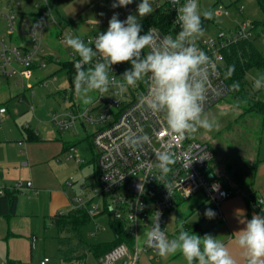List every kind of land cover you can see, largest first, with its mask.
<instances>
[{"label":"rangeland","instance_id":"rangeland-1","mask_svg":"<svg viewBox=\"0 0 264 264\" xmlns=\"http://www.w3.org/2000/svg\"><path fill=\"white\" fill-rule=\"evenodd\" d=\"M29 1L31 0H21L19 6L12 4V7L15 10H39L30 6ZM6 2L7 0L0 2V11L8 9ZM113 2L114 0H47L53 16L61 18L58 22L60 26H71L75 32L74 36L80 38L105 32L108 25L102 24L101 20L105 18L109 21L114 13H121L120 20L126 19L129 14L138 15L136 9L139 0H133L130 5L115 9L112 8ZM198 3L201 13H213L211 19L204 20L202 16L203 36H216L219 31L230 33L237 24L245 23L251 29V40L264 56V33H260L262 27L259 24L264 21V10L259 0H198ZM217 4L227 9L228 14L218 13ZM146 17L141 19L142 24ZM27 18L33 22H48V17L31 15L25 17ZM17 26L22 28V20L18 21ZM58 34L59 29L55 26L47 27L43 32L45 50L53 55V59L47 60L45 67H34L28 77L0 74V105L7 108L6 116L0 123V187L6 189L16 182L30 181L37 191L36 194L29 195L20 192L15 213L11 216L0 215L1 264H8L11 260L17 264H39L45 256L49 257L47 264H68L59 255L57 242L58 235L68 236L62 232L58 233L55 228L49 201L51 196L56 197L59 193L61 197L71 200L75 197L85 199L87 188L94 185L97 167L92 133L97 126L87 122L85 130H59L50 115L55 111L62 113L67 107L62 92L59 91L63 88L71 92L73 100L81 109L86 106L75 91L76 73L61 65L69 60V55L67 48L59 41ZM0 36L8 40L5 22L1 16ZM18 37L25 41V36L14 33L11 42H18ZM124 67L125 70L130 69L131 64L126 62ZM260 74L264 72L258 68L249 69L245 74V88L239 87L237 91L229 92L206 110L209 118L218 123V127H214L212 131L198 129L195 132H187L190 139L206 142L211 148L213 157L208 163V171L214 173L219 182L229 180L241 186L242 193H238L241 196L248 195L254 189L264 197V113L257 110V101L264 102V88L257 90L253 87L254 78ZM41 82L46 84L39 85ZM23 93L25 99L20 101L19 97ZM91 95L94 100L97 92ZM31 105L34 108H31ZM34 133L37 135L34 136ZM30 134L33 135L32 138ZM70 146L76 148L75 154L80 158L79 163L66 158ZM95 204L100 207L99 199L93 200L90 206ZM203 204L210 206L201 192L186 199L176 200L167 214V236L174 238L179 225L183 224L186 230L202 237L204 226L201 218L205 208ZM71 208L69 204L61 206L58 210L66 212ZM218 220L215 216L211 219V224L214 226ZM111 223L109 217L104 214L90 218L81 228L83 240L90 244L111 242L115 237ZM96 225H99V228H96ZM140 233L139 248L142 247L143 241V233ZM71 240L75 246V239ZM125 242L131 250L133 239L127 238ZM139 251L140 254L151 252ZM80 252L79 248L75 249V255ZM152 254L159 257L157 252ZM180 261L187 263L182 255ZM70 262L98 264L97 258L89 250H85L83 258Z\"/></svg>","mask_w":264,"mask_h":264},{"label":"built area","instance_id":"built-area-1","mask_svg":"<svg viewBox=\"0 0 264 264\" xmlns=\"http://www.w3.org/2000/svg\"><path fill=\"white\" fill-rule=\"evenodd\" d=\"M183 2L184 0H181V4ZM20 3L21 0H7L8 9L0 11L8 36L7 41L0 36V74L4 76L18 74L28 77L34 67H45L47 56L50 55L45 50L42 39L46 24L40 28L35 26L36 22L25 19L22 20V28H18L20 10H15L12 4L19 6ZM33 5L39 7L38 15L48 17V24L59 29V41L65 46L63 43L65 33H71L74 36V29L71 27L62 28L58 24L57 18L48 8L47 0H36ZM153 6L154 10H163L167 15L160 24L148 25L145 33L150 28H156L162 36H175L180 30L179 24L176 22L178 14L176 9L180 5H173L171 0H153ZM216 11L228 14L227 9L221 4L216 5ZM119 14L121 16V13ZM108 22L105 18L101 20L102 24L108 25ZM16 32L25 34L27 44H17L9 40ZM260 33H264V31ZM250 36L251 29L242 23L237 24L230 33L219 31L216 36H202L196 41L197 46L210 58L215 69L209 74L206 110L230 92L223 71L222 49L237 38H250ZM94 37L95 35L82 39L87 42ZM66 48L69 60L73 61L75 68L79 57L70 48ZM112 69L110 77H115L118 82L122 81L120 76L125 71L124 63L113 65ZM45 84L39 83V85ZM117 91L115 87H110L109 92L104 93L103 97L97 92L93 103L81 109V106L73 100L71 92H67V89L63 88L61 95L67 103V107L62 113L55 111L50 115L59 130L72 129L73 132H77V129L81 128L85 130L87 122L97 126L92 133L97 167L94 185L87 188L85 199L83 197L72 199L71 206L72 208H85L91 218L104 214L110 220L119 221L123 224L127 237L133 239L131 250L123 240L103 253L98 258V264H137L139 250L156 252L155 249L145 244V233L153 227L158 214L160 215L161 230L167 234V214L176 200L186 199L201 192L216 213L215 216L221 219V204L234 192L221 185L213 173L208 171V163L211 161L213 153L206 142L190 139L187 132L183 135L172 132L167 127L162 114H154L147 108L142 99L149 91L147 81L138 82L135 87H127L119 95L116 94ZM217 92L219 95L216 94ZM24 98L25 95H22L19 100L22 101ZM31 108H34L33 105ZM6 113V106L0 105V123ZM133 133L147 135L150 142L140 148L129 147L125 140ZM164 150L173 154L175 163L170 166L171 171L162 180L159 169L155 167L154 153ZM76 152V148L70 146L66 158L79 163L80 158L75 154ZM164 184L170 186L169 190ZM141 185L140 190L139 186ZM9 189L27 195L36 192L30 181L16 182ZM3 191L4 189L0 187V194ZM238 193H242V191ZM244 197L250 211L261 213V208L264 205L259 202L264 201V198L255 193H249ZM95 199H99L100 207L97 204L93 207L90 206ZM96 228H99V225H96ZM140 232L143 233L141 248L138 245ZM48 262L49 257L45 256L39 264Z\"/></svg>","mask_w":264,"mask_h":264},{"label":"clouds","instance_id":"clouds-1","mask_svg":"<svg viewBox=\"0 0 264 264\" xmlns=\"http://www.w3.org/2000/svg\"><path fill=\"white\" fill-rule=\"evenodd\" d=\"M180 5L176 22L180 30L172 35H161L156 28H150L143 35L141 19L151 14L153 0H141L137 5L138 15L129 14L120 20L114 13L105 32L97 33L93 39L84 41L80 37L65 33L63 43L70 48L79 60L76 61L74 87L84 105L93 103L94 92L103 97L110 87L121 94L127 87H135L138 82L147 81L149 91L142 99L154 114H162L167 127L176 134L195 132L198 129L212 131L218 127L214 119L206 113L208 79L214 66L196 41L204 35L203 20L211 19L213 13H201L198 0H171ZM133 0H114L112 8L126 7ZM43 20L35 23L43 28ZM95 60V62H94ZM130 63L131 68L122 74V81L110 77L112 66ZM88 66V67H85ZM234 68H230V76ZM238 89V84L231 86ZM253 87L264 88V74L254 78ZM219 95V92L216 93ZM147 135L131 134L125 143L135 149L149 143ZM155 167L159 169L163 180L175 163L173 154L168 151H156ZM169 190L170 186L164 184ZM140 190L142 185L139 186ZM259 204L264 205V201ZM208 219L215 218L212 209L204 213ZM244 227L235 233V243L243 250L247 264H264V207L261 213H253L245 220ZM145 244L156 250L161 257L181 254L187 264H236V261L224 242L205 234L203 237L189 232L183 224L178 227L174 238H169L161 230L160 215L153 227L145 233Z\"/></svg>","mask_w":264,"mask_h":264},{"label":"trees","instance_id":"trees-1","mask_svg":"<svg viewBox=\"0 0 264 264\" xmlns=\"http://www.w3.org/2000/svg\"><path fill=\"white\" fill-rule=\"evenodd\" d=\"M259 4L264 10V0H259ZM166 12L163 10H154L151 14L147 15L144 23L142 24V33L150 24H160L165 18ZM264 21L259 22L264 31ZM223 71L225 72V80L231 91H237L231 86L238 84L239 87H244L246 84V72L251 68H258L264 72V56L261 55L259 50L254 45L251 38H237L236 40L228 43L223 49ZM53 59V55L47 56V60ZM63 67H67L69 71L76 72L73 61L68 60L61 63ZM230 68H234L231 75L227 73ZM257 110L264 113V102L257 101ZM32 138L33 135L30 134ZM18 192L9 188L4 189L0 194V215L11 216L15 213ZM90 216L85 208H71L66 212H57L51 216L52 222L55 225L58 233H65L68 237L57 236L59 245V255L66 260V263L71 264L73 259H81L85 255V250H89L98 258L109 250L117 243L127 239L124 232L123 224L119 221L112 220L111 224L115 233L114 240L108 243L90 244L83 240L81 235V228L90 221ZM251 219V216L249 217ZM71 237V238H70ZM75 239V246L72 244L71 239ZM79 248L81 252L75 255V249Z\"/></svg>","mask_w":264,"mask_h":264},{"label":"crops","instance_id":"crops-1","mask_svg":"<svg viewBox=\"0 0 264 264\" xmlns=\"http://www.w3.org/2000/svg\"><path fill=\"white\" fill-rule=\"evenodd\" d=\"M33 3H34L33 0L29 1L30 6H34ZM41 6H40V8H41ZM38 9H39V7H38ZM37 11H31L29 9H27V10L21 9L20 13L18 15V21L19 20H25L26 16L30 17L31 15H36L39 18H46V17H43L41 15H38ZM60 19H57V21L59 22ZM27 20L32 21L30 18L29 19L27 18ZM45 24H46V29H47V27L53 26V25H49L48 22H46ZM69 27H71V26H69ZM16 33L18 35H22L23 37L25 36V34L23 32H16ZM11 38H12V36L9 38L10 41H11ZM18 39H19V41L18 42L14 41V43L24 44V45L27 44L26 36H25V41H23L22 37H21V39H20V37H18ZM48 53L50 55H52L51 52H48ZM55 60H57V57L55 58ZM59 91H61V90H59ZM23 95H24V93H23ZM35 135H37V133H34V136ZM213 175H214V173H213ZM220 183L224 187L232 190L234 192V194L222 202V204H221L222 218L219 219L218 222H216L214 224V226L211 224L212 223L211 219H207L204 215V213H205L204 210L209 209L210 206H208V204L207 205L203 204L205 208L202 212V218H201L202 225L204 226L203 227L204 230H202V237L205 234H211L212 236L216 237L217 239L223 241L225 246L229 249L230 254L232 255V257L236 261V264H247L243 250L240 249L238 247V245H236V243H235V233L244 227L243 223L245 222V220L250 219L249 217L252 216L253 212L249 210L246 198L244 196H241L238 194L239 191H242L241 186H239L236 183L230 182L229 180H227L226 182L220 181ZM34 188L36 189V187H34ZM36 192H32V193L36 194ZM250 193L258 194L254 189H252V191ZM258 195L261 196L260 194H258ZM262 198H264V197H262ZM69 204L71 205V199L61 197L60 193L56 197L51 196V199L49 201L50 215L52 216L53 214L59 212L58 209L61 206H63V205L69 206ZM10 227H11V225H9V228ZM176 229H177V226H176ZM10 232L15 234V235H17V234L20 235V233H16L14 231H10ZM152 253L153 252H146V254H140L137 264H183L182 261H180V255L181 254H179V253H177L175 255H170L167 257H161V256L158 257L156 255H153ZM97 263H98V260H97ZM8 264H17V263L14 260H11V261H9ZM185 264H187V263H185Z\"/></svg>","mask_w":264,"mask_h":264}]
</instances>
